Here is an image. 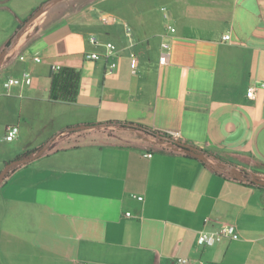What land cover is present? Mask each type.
<instances>
[{
	"label": "crops",
	"instance_id": "obj_1",
	"mask_svg": "<svg viewBox=\"0 0 264 264\" xmlns=\"http://www.w3.org/2000/svg\"><path fill=\"white\" fill-rule=\"evenodd\" d=\"M46 1L0 0V54L14 39L0 62V112L11 115L4 134L20 128L0 171L70 129L0 187V264H264V188L245 176L264 179V0H60L19 31ZM109 42L114 57L86 60ZM24 73L31 85L3 87ZM110 122L170 135L206 159L158 152L167 142L124 128L72 130ZM223 223L239 240L197 246L199 231Z\"/></svg>",
	"mask_w": 264,
	"mask_h": 264
},
{
	"label": "built area",
	"instance_id": "obj_2",
	"mask_svg": "<svg viewBox=\"0 0 264 264\" xmlns=\"http://www.w3.org/2000/svg\"><path fill=\"white\" fill-rule=\"evenodd\" d=\"M161 11L164 14V17L167 19L169 18L168 9L166 7H162ZM102 22L107 25L111 26L114 24H117L119 22L118 17L112 14H104L102 16ZM169 33L175 34L176 29L175 27L169 25L167 27ZM127 32L130 35L131 30L130 28H127ZM230 36H225L224 40H229ZM91 43L94 45H99L98 38L96 36L91 37ZM118 52V47L114 43H107L106 44V54L101 55L99 53L93 52V53H87L85 54V58L88 61H99L101 59H110L114 57ZM170 53H171V45L169 42H164L162 44V53L160 56V64L166 65L170 61ZM34 60L36 62H41L40 57H35ZM138 65L137 58L135 55H132V66L133 69L136 70ZM119 68V63L117 61H112L108 64L107 68V74L114 73ZM60 69V68H58ZM32 83V77L29 73H24L21 78H8L4 83L3 87L8 90L12 87L21 86L23 84L29 86ZM255 91L256 89L254 87H251L248 90V96L249 98L255 97ZM20 134V128L18 125H9L6 128L5 131V138L8 142H13L17 140ZM153 154L149 153L147 154L148 158H151ZM139 200H143V197H138ZM128 216H130V213H128ZM240 235L237 230V227L233 224L229 223H223L222 226L217 230H201L198 232L197 235V246L199 247H213L221 243L225 239L230 240H239ZM174 264H193L192 260L190 258H178Z\"/></svg>",
	"mask_w": 264,
	"mask_h": 264
},
{
	"label": "water",
	"instance_id": "obj_3",
	"mask_svg": "<svg viewBox=\"0 0 264 264\" xmlns=\"http://www.w3.org/2000/svg\"><path fill=\"white\" fill-rule=\"evenodd\" d=\"M60 0H50V1H47L46 3H44L24 24L23 26L20 28V30H22L23 28H25L26 26H28L29 24H31L35 19H37L42 11H43V8L48 5V4H51V3H54V2H58ZM19 30V31H20ZM14 39H12L11 42H13ZM7 48L0 54V62L1 60L4 58V56L6 55L7 53ZM111 124L110 123H101V124H98V125H81V126H78V127H74L72 128V130H87V129H99V128H106L108 126H110ZM134 128H138L137 125H132ZM61 131L56 133L53 137H51L44 145L43 147L37 152L35 153L34 155L30 156V157H26V158H20V159H14L10 162H8L4 167L3 169L0 171V187L3 185V183L5 182V180L7 179V176L9 174V172L11 171L12 168L16 167V166H19V165H28V164H31L37 160H39L40 158H42L49 150L50 148L52 147L53 143L55 142V140L61 135ZM158 139L161 140L162 142H169V143H175L177 144L179 147L185 149V150H188L190 152H193L195 153V155L201 159V160H205V156H206V153L201 150L200 148L194 146V145H191L189 143H184L180 140H177V139H174L173 137H169V136H163V135H159L158 136ZM252 181L261 186V187H264V179H259L258 177H256L255 175L252 176Z\"/></svg>",
	"mask_w": 264,
	"mask_h": 264
},
{
	"label": "trees",
	"instance_id": "obj_4",
	"mask_svg": "<svg viewBox=\"0 0 264 264\" xmlns=\"http://www.w3.org/2000/svg\"><path fill=\"white\" fill-rule=\"evenodd\" d=\"M20 30V28L18 29ZM17 34V32L12 36L14 37L15 35ZM11 41L12 39H10L8 41V43L6 44V48H8L11 44ZM99 123H94L93 125H97ZM110 126L106 127V128H124V129H128V130H133V131H137V132H140L142 133L143 135L147 136V137H150V138H155V139H158V136L159 135H163V136H169L171 137L170 135H167V134H164V133H161L159 131H156L154 129H151V128H146V127H142V126H138V128H134L132 125L134 124H131L129 122H110ZM105 128V129H106ZM70 128H67V129H64L62 130L61 132L64 133L66 132L67 130H69ZM99 129H104V128H99ZM167 145H163V146H159V147H155L154 149L157 150L158 152H161V153H168V152H172L174 149H177V150H182V151H185L186 153H189V154H195L193 152H190L188 150H185L181 147H179L177 144L175 143H169L167 142L166 143ZM44 145V144H43ZM43 145L35 148V149H32V150H27L25 152H23L22 154L18 155L15 159H20V158H26V157H30L32 155H34L35 153H37L42 147ZM51 150V149H50ZM49 150V151H50ZM48 151V152H49ZM8 163V162H7ZM6 163V164H7ZM29 165V164H28ZM25 165H19V166H16L14 168L11 169V171L9 172L8 176H7V179L5 180V182L13 175L15 174L19 169L23 168ZM245 176L247 177V179L250 181V183L252 185H255V186H258L260 187L259 185L255 184L252 179L249 177V175L246 173ZM261 188H264V187H261Z\"/></svg>",
	"mask_w": 264,
	"mask_h": 264
},
{
	"label": "rangeland",
	"instance_id": "obj_5",
	"mask_svg": "<svg viewBox=\"0 0 264 264\" xmlns=\"http://www.w3.org/2000/svg\"><path fill=\"white\" fill-rule=\"evenodd\" d=\"M19 1H21V0H19ZM47 1H50V0H47ZM170 2H171L170 0H155V3L158 7L161 6V4H170ZM38 6L39 5H37L36 8H38ZM41 6L42 5H40L39 8ZM34 10H36V9H34ZM0 38H1V33H0ZM10 118H11L10 114L0 112V160H1V158H3L4 153L7 150L15 149V147L18 145V142H14V143L8 142L5 138L4 126ZM112 137L115 140H121V139L124 140V134H122V135L116 134V135H113Z\"/></svg>",
	"mask_w": 264,
	"mask_h": 264
}]
</instances>
